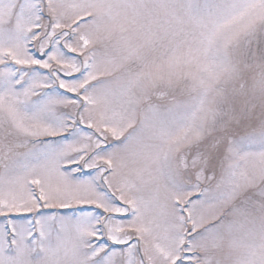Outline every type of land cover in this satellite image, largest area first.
I'll return each mask as SVG.
<instances>
[{
  "label": "snow or ice",
  "instance_id": "obj_1",
  "mask_svg": "<svg viewBox=\"0 0 264 264\" xmlns=\"http://www.w3.org/2000/svg\"><path fill=\"white\" fill-rule=\"evenodd\" d=\"M0 264H264V0H0Z\"/></svg>",
  "mask_w": 264,
  "mask_h": 264
}]
</instances>
